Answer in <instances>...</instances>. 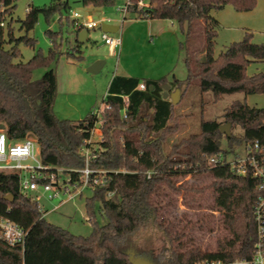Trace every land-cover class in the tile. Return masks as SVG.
Wrapping results in <instances>:
<instances>
[{
	"label": "trees",
	"instance_id": "16d2710c",
	"mask_svg": "<svg viewBox=\"0 0 264 264\" xmlns=\"http://www.w3.org/2000/svg\"><path fill=\"white\" fill-rule=\"evenodd\" d=\"M116 1L82 0L84 5L97 7L114 6ZM151 2L147 16L134 14V8L131 15L175 20L186 40L201 27L197 30L201 44L198 48L195 45L197 54L203 56L197 59L198 69L192 65L195 59L187 58L188 76L184 81L174 79L170 83L171 91L198 79L200 89L211 91L216 101L225 94L264 93V72L252 75L246 72L250 63L264 61V43L253 42L252 33L246 32L242 40L231 42L217 57L214 55L220 23L212 12L226 5L239 12L250 11L258 0ZM15 7V0H0V23H6L5 27H0V125H5L10 141L33 136L44 165L64 168L77 179L79 174L72 169L85 166L81 148L86 145L97 118L91 112L74 121L59 118L54 112L58 83L52 66L66 53L62 29L46 30L51 41L47 53L38 49L28 61H17L21 56L20 44L36 45L29 32L35 28L39 16L43 14L48 19L62 8L67 9L68 2L53 0L49 5L29 7L25 18L17 20L19 30L25 32L19 37L15 36L12 18L7 19ZM79 31L75 30L77 44ZM68 50L73 57L82 58L78 46ZM39 68L46 70L41 77L34 78V71ZM141 83L144 89L139 88ZM167 83L166 77H112L103 100L111 105L102 115L103 137L96 147L87 144L92 148L90 167L110 171L107 182L96 186L85 201L93 226L89 235H75L48 221L39 211L38 202L21 191L19 174L0 172V215L28 230L24 249L0 241V264H131L126 252L135 250L134 235L147 224L162 231L164 244L157 252L145 249L136 253L155 264L231 262L236 258L253 257L257 234L253 208L261 194L259 181L237 175L227 163L212 165L210 158L220 153L228 156L223 147L224 139L231 148L255 140L264 144V107L235 101L224 110L223 123L229 122L233 128L240 126L241 137L234 133L231 137L224 135L220 130L223 123L218 120H202L200 132L174 140L168 148L170 138L182 131L184 122L170 98H163V85ZM124 97L128 101L126 118L121 114ZM123 169L127 171H121ZM149 171L150 177L147 176ZM186 176L207 177L209 182L178 184V178ZM166 189L196 201L210 195L209 209L220 212L219 223L224 232L216 239L214 248L209 245L202 248L193 241L195 231L205 227V215L198 216L196 221L188 220L184 225L165 217L167 210L160 197L170 196ZM97 212L107 219L102 225L96 219Z\"/></svg>",
	"mask_w": 264,
	"mask_h": 264
},
{
	"label": "rangeland",
	"instance_id": "374dc122",
	"mask_svg": "<svg viewBox=\"0 0 264 264\" xmlns=\"http://www.w3.org/2000/svg\"><path fill=\"white\" fill-rule=\"evenodd\" d=\"M53 0H15L16 7L11 17L7 19L13 20V28L16 37L25 34L19 30L18 19H23L26 16L27 10L31 6L49 5ZM68 8H62L61 11L55 12L48 19L41 14L35 28L29 32V36L35 38V47L20 44L19 50L21 56L17 61L26 62L31 59L38 49H42L47 53L51 41L46 34L47 29L58 31L62 29L64 37L63 50L66 51L59 61L53 64L58 75L59 85L57 95L54 101V112L59 118H67L74 121L85 118L95 108L99 107L107 94L109 82L113 75H134L139 76L152 70H163L169 73L171 80L179 79L184 81L188 76V68L186 65L187 58L195 59L192 65L198 69V61L203 56L197 54L198 47L201 44V37L197 30L192 32L189 40H186L185 34L182 32L180 25L175 20L170 19H153L131 20L128 17L126 20L115 10L114 6L97 7L93 5H84L82 0H67ZM117 0L116 3H120ZM226 10H234L231 5ZM225 6V7H226ZM224 7V8H225ZM222 8V9H224ZM221 10V9H220ZM79 12L82 18L86 19L89 12L92 13L93 20H99L101 17H109L113 20L110 22L121 26L119 36L125 37L127 50H121L116 55L110 54L109 47L101 40L100 27H96L89 31V36L86 42L77 44L75 42V29L72 24L73 13ZM218 10H214L212 14L215 16ZM226 12V11H225ZM150 22V33L146 34ZM235 25L232 22H220L218 35L215 39L214 55L217 57L225 47L234 41H240L245 35V31L252 33V41L255 43H264V33H257L247 28L230 26ZM147 26V27H146ZM129 27V30L125 29ZM119 33V32H118ZM197 34V35H196ZM123 36V37H122ZM69 44L67 43V40ZM197 45V48H195ZM78 46L80 49L81 59H77L70 54L68 48ZM126 48V47H125ZM102 59L105 61L101 70L97 73H92L87 68L96 60ZM46 68H39L34 71L33 77L39 78L44 73ZM248 75L258 72H264L263 62H252L246 70ZM183 87V86H182ZM182 98L176 104L177 114L180 115V120L184 122L182 131L170 138L169 146L174 140H178L185 135L195 134L200 132L202 120H218L223 123L222 117L224 110L235 101L246 102L251 107H264V93L261 94H245L237 92L233 94H225L219 100L214 99L211 91L204 92L199 87V80L195 79L184 86L182 90ZM225 123V122H224ZM223 123V124H224ZM231 133L241 137L243 130L240 126L231 127ZM100 139L95 137L93 147H96ZM223 147L228 151V158L233 157L234 152H242L244 144L235 145L231 148L227 140L224 139ZM59 177L67 176L65 169L58 171ZM209 182L208 178L186 176L178 178V184H204ZM170 196L162 195L161 204L165 206V217L169 220H176L184 225L188 220L196 221L198 216L205 215V227L197 229L192 235L195 245L202 248L208 245L211 248L216 246V239L223 235V229L219 223L220 212H212L209 209L211 204L210 195H205L200 201L192 200L191 197L184 198L183 194L174 193L168 189ZM28 194V193H27ZM92 194V190L84 189L81 195L69 197L63 191L60 196L53 199H48L43 194L40 188L33 195H40L37 202L48 211L45 218L61 226L75 235L87 236L92 232V222L87 214L85 201ZM32 197V194H28ZM171 200V203L170 201ZM97 221L102 225L106 222V217L100 213H96ZM212 228V229H211ZM189 237H191L189 235ZM188 237V238H189ZM136 241L135 252L148 250L157 252L164 244L162 231L154 227L152 224L144 225L134 235Z\"/></svg>",
	"mask_w": 264,
	"mask_h": 264
},
{
	"label": "built area",
	"instance_id": "2783aa9c",
	"mask_svg": "<svg viewBox=\"0 0 264 264\" xmlns=\"http://www.w3.org/2000/svg\"><path fill=\"white\" fill-rule=\"evenodd\" d=\"M134 8V14H145L152 8L151 0H121L115 4V10L121 15L123 20L127 19ZM74 29L82 30L84 28L94 29L101 27L103 22L109 23L112 18H102L93 20L91 18H82L79 12H74ZM6 23H0V27H5ZM102 42L109 47L112 52L120 49L122 45L121 36L106 31H101ZM140 89H144L145 85L141 83ZM107 97L105 95L104 99ZM125 105L121 110L123 118L127 117V98L124 97ZM111 105L105 101L95 108L92 113L96 116L94 127L91 129L90 137L86 140V145L81 148L85 156V166L72 171L79 174V178L73 179L70 173H66L65 178H60L58 171L61 167L53 169L42 163L40 158V149L36 139L29 135L20 141H10L5 129H0V172L19 174L20 189L24 193L32 194L40 188L48 199L60 196L63 191L70 198L75 195H81L84 189H95L98 185H104L110 177V171L106 169H94L90 167V155L92 148L87 144H92L95 137L101 139L102 131V115L106 109H110ZM212 165L229 164L231 169L239 176H251L259 181V190L261 194L253 208L254 220L257 224L256 241L254 244V255L250 259L236 258L231 262L222 260H202L195 264H264V144L255 140L244 144L242 152L233 153L231 159L220 153L210 158ZM126 172L127 170H121ZM114 172H118L115 170ZM151 171L147 173L150 177ZM40 195H33L32 199L39 200ZM39 211L45 217L48 211L38 203ZM28 230L18 222L7 216L0 215V241L5 244L24 249Z\"/></svg>",
	"mask_w": 264,
	"mask_h": 264
},
{
	"label": "crops",
	"instance_id": "0c3cea01",
	"mask_svg": "<svg viewBox=\"0 0 264 264\" xmlns=\"http://www.w3.org/2000/svg\"><path fill=\"white\" fill-rule=\"evenodd\" d=\"M227 7L228 6H226L224 9L218 10V12H216L215 16L213 15L219 21V23L221 22V23L225 24V22L229 21V22H232V24L233 23L235 24L233 26H230V28L242 27L243 26V28H247V29L252 30L254 32L261 33V34L264 33V0H258V3L256 5V7L254 9L250 10V11L239 12V11H234V10L233 11L232 10H226ZM91 15H92V13L89 12L88 17L93 19ZM129 17L132 18L131 20H134V18H135L133 15H130ZM102 18H107V17H101L100 19H102ZM136 19H142V18H136ZM144 20H153V19H144ZM109 24L114 25V26H118V25L112 24L110 22H109ZM146 24L148 26L146 34L148 36V34L150 33V30H151L150 26H152V24L150 22H148ZM118 27H119V30L115 33L117 35L120 34V31H121V26H118ZM128 30H129V27H127L125 29L126 33H127ZM100 31H102L101 27H100ZM246 32L247 31H245V33ZM88 36H89V33H88ZM88 36H87V39H88ZM87 39H86V41H87ZM126 42H127V40H125V37L122 38V45L121 46H122V49H124V51L127 50ZM120 50L121 49L117 50L118 53L120 52ZM117 51L112 52L110 50V54H112V56L116 55ZM115 75H118V74H115ZM169 75H170V72L169 73H165V71H163V70L156 69V70H152L151 72L143 73L141 75V78L159 79L161 77H166V79L168 81L167 84H170L173 80H171L169 78ZM125 76H134V75H125ZM136 77H139V76L136 75ZM57 83L59 85L58 75H57ZM177 87H180L182 90L184 88L182 86H176L172 90H174ZM57 91H58V88H57ZM181 96H182V92H181Z\"/></svg>",
	"mask_w": 264,
	"mask_h": 264
},
{
	"label": "water",
	"instance_id": "95a60500",
	"mask_svg": "<svg viewBox=\"0 0 264 264\" xmlns=\"http://www.w3.org/2000/svg\"><path fill=\"white\" fill-rule=\"evenodd\" d=\"M101 28L103 31L110 32V33H116L119 30L118 26L111 25L109 23L103 22L101 24ZM89 30L84 28L78 32V41L79 43L86 42L87 36H88ZM105 61L102 59L96 60L94 63H92L87 70L92 73H97L101 70L102 66L104 65ZM164 92H163V98L167 99L170 98L171 102L176 105L180 99H181V92L182 89L180 87L175 88L173 91H171V85L170 84H164L163 85ZM231 123H224L220 126L221 132L226 135L227 137H231ZM0 129H5V125L1 124ZM8 198H12L9 196ZM99 247H97V250ZM126 254L129 256V261L131 264H155L152 260L145 256L138 255L134 251H127Z\"/></svg>",
	"mask_w": 264,
	"mask_h": 264
}]
</instances>
